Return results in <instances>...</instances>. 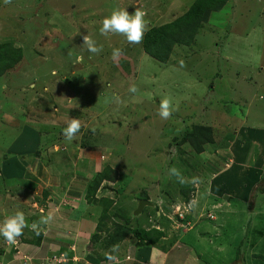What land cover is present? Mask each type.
I'll return each instance as SVG.
<instances>
[{"label": "rangeland", "instance_id": "374dc122", "mask_svg": "<svg viewBox=\"0 0 264 264\" xmlns=\"http://www.w3.org/2000/svg\"><path fill=\"white\" fill-rule=\"evenodd\" d=\"M194 1L0 0V42L24 52L0 75V225L23 211L31 226L51 211L50 197L51 205L63 198L72 209L68 196L81 192V210L70 220L91 217V238L103 209L97 200L115 201L97 245L123 225L155 226L166 236L144 246L174 245L165 264H264V0H228L190 45H175L168 62L145 52L143 40L130 44L99 31L117 9L141 8L151 28ZM85 34L103 45L99 55L82 44ZM114 48L121 50L116 61ZM132 84L137 93L129 92ZM163 97L177 108L167 120L159 116ZM72 118L82 128L67 141L63 129ZM199 125L209 126L205 134ZM173 166L200 182H178L169 175ZM100 172L108 179L88 203L87 185ZM142 199L151 204L135 214ZM60 223L48 233L71 237ZM38 236L28 227L10 245L0 235V247L21 254L0 253V264H31L26 253L36 247L22 238Z\"/></svg>", "mask_w": 264, "mask_h": 264}, {"label": "trees", "instance_id": "16d2710c", "mask_svg": "<svg viewBox=\"0 0 264 264\" xmlns=\"http://www.w3.org/2000/svg\"><path fill=\"white\" fill-rule=\"evenodd\" d=\"M227 2L228 0H195L190 8L180 17L171 22L153 26L145 33L143 37V48L145 52L161 62H168L175 45H190L196 38L199 30L202 29L204 23L208 21L210 14L213 11L222 9ZM23 57L24 52L22 47L15 46L13 41L0 42V75H3L9 68L14 67L20 60H22ZM196 127L195 130L200 129V132L205 134L207 132L206 129L209 126L199 125ZM205 127L207 128L205 129ZM191 133L193 132H185L184 137L191 136ZM202 140H205V138ZM196 146L197 150L201 149L200 145L196 144ZM104 179H108L107 174L104 176V173L100 172L97 174L95 180L90 181L87 185L85 197L89 203L96 201V190L99 188L100 183ZM44 194L47 196L48 191H45ZM97 201L102 204L103 209L99 217L100 221L97 224L96 232L91 238V242L94 244L97 243L96 241L100 240V233L104 230L108 220L112 217L110 208L115 204V201L109 197H103ZM32 218L34 219V217ZM183 220H185V218H182V221ZM187 222L190 223V221ZM128 235H133L138 242L143 245H155L163 236H166L164 230L161 228H144L141 226L129 228L126 225H123L113 232L109 231V233L105 236L103 244L106 245V247L111 248L113 245H119ZM43 237L44 234L42 231L36 238L28 239L27 237H24L22 239L23 242L40 244ZM4 251L5 246L0 247V253H4ZM62 253L68 261V257L64 252L53 254L51 257L53 258L55 255L59 257ZM47 261L48 260L42 261V264H45Z\"/></svg>", "mask_w": 264, "mask_h": 264}, {"label": "crops", "instance_id": "0c3cea01", "mask_svg": "<svg viewBox=\"0 0 264 264\" xmlns=\"http://www.w3.org/2000/svg\"><path fill=\"white\" fill-rule=\"evenodd\" d=\"M81 194V192H80ZM79 193L73 194L72 197L68 196V199L71 200L69 204H71L72 209L70 207H67L65 204L68 205V203L62 198L60 202H57L55 205H51L52 197H50V200H48V207L47 209H51V212L54 214V217L57 218V220H52L47 225H42V231L44 233V237L41 244H33L27 243L31 246L36 247V249H28L26 256L27 257H33V261L31 264H41L42 261H44L45 258L48 256H51L53 254L64 252L66 256L68 257V261L59 263V261H47L45 264H108V261L105 259V253L109 251L111 248L106 247V245H102V243L93 244L91 247V244L89 240H91V232H93V229L95 226L92 223L91 217L89 219L90 223L85 221L88 219L84 218V215L81 214V217L76 220H70L71 216L74 214L73 211L77 210L75 215H78L81 210V197ZM87 201V199H86ZM88 202V201H87ZM89 203V202H88ZM80 204V205H78ZM75 206H78V208L75 209ZM88 207V206H87ZM83 208H86V206H83ZM94 209L93 206L89 207ZM87 211V210H86ZM60 220L66 221L68 224L67 227L63 228V231L67 233L68 235L71 234V237L68 238H62L58 237L53 238L48 232L52 228H56V226H60ZM81 223L85 224L88 223V226H91L88 229H83L84 225L81 226ZM92 223V224H91ZM58 228V227H57ZM48 231H47V230ZM61 229V228H59ZM62 230V229H61ZM81 231L86 232L84 236H81ZM78 237V238H77ZM26 244V242H24ZM175 244V243H174ZM128 241L125 239L121 244L119 245V248L122 246H126V248L123 250L125 251L124 258L120 256V254L123 252L118 253V259L120 263L122 264H165L170 254L169 251L174 248V245L168 248V250H163L161 248L158 249H151L150 246H144L143 244L136 242V244L132 243L128 246ZM104 246V247H103ZM9 246H7L8 248ZM30 250V251H29ZM6 251V250H5ZM1 254H7L11 255L13 253L14 256H17L21 258V254L15 253L16 251L11 248L9 251L11 252H5ZM30 253V254H29ZM176 254L173 256L175 258ZM50 258V257H49ZM172 258V259H173ZM125 260V261H124ZM3 263V261H1ZM30 263V262H29Z\"/></svg>", "mask_w": 264, "mask_h": 264}, {"label": "clouds", "instance_id": "9594fccd", "mask_svg": "<svg viewBox=\"0 0 264 264\" xmlns=\"http://www.w3.org/2000/svg\"><path fill=\"white\" fill-rule=\"evenodd\" d=\"M11 0H5V3H10ZM147 13L141 8L137 7L135 12L130 14L127 9L114 10L110 16H106L102 21V27L100 28V34L107 37L110 34H119L126 37L128 43L139 44L142 42L143 37L147 31L150 30L149 22L145 19ZM83 45L86 46L87 50L93 54L99 55L103 51V45H98L97 42L88 34L82 37ZM121 55L119 48H114L112 51V58L114 61L117 60ZM81 60V57H77V62ZM181 67H183V61H180ZM6 87V85H5ZM129 92L137 93L139 89L135 84L130 85ZM119 101V97L115 98ZM177 108L173 104V101L169 97H163L160 100L159 116L162 120H167L171 117L172 113ZM82 123L77 118H72L67 122V126L63 129V135L67 141L75 139L77 133L81 130ZM169 175L175 176L180 183H192L193 185L198 184L199 177H192L190 180L185 178L181 171L175 166L169 169ZM198 201L193 199L188 208L194 209L197 207ZM54 218V214L49 211L47 215H42L38 222L33 223L31 226L28 224L27 219L23 211H18L13 215L7 217L3 224L0 225V235H2L8 244L14 245L17 239L23 235L25 228L31 227L37 231V235L40 234L39 226L49 224ZM183 218V217H182ZM155 227V226H154ZM119 245H113L105 255V259L108 264H120L118 259ZM52 260V257H51ZM57 261V260H54ZM67 261V260H66ZM61 261V262H66Z\"/></svg>", "mask_w": 264, "mask_h": 264}, {"label": "water", "instance_id": "95a60500", "mask_svg": "<svg viewBox=\"0 0 264 264\" xmlns=\"http://www.w3.org/2000/svg\"><path fill=\"white\" fill-rule=\"evenodd\" d=\"M145 204H151L149 201L145 200V199H142L141 202H140V205H139V208L138 210L135 212V214H139V212H142Z\"/></svg>", "mask_w": 264, "mask_h": 264}, {"label": "built area", "instance_id": "2783aa9c", "mask_svg": "<svg viewBox=\"0 0 264 264\" xmlns=\"http://www.w3.org/2000/svg\"><path fill=\"white\" fill-rule=\"evenodd\" d=\"M52 260H57V261L61 262V261H66L67 259H66L65 255L62 253L61 256H59V257L55 255L52 258Z\"/></svg>", "mask_w": 264, "mask_h": 264}]
</instances>
